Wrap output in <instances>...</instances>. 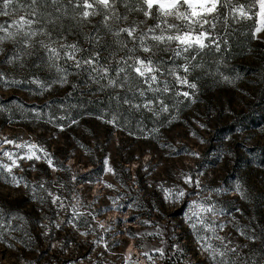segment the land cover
Here are the masks:
<instances>
[{"label":"rangeland","instance_id":"obj_1","mask_svg":"<svg viewBox=\"0 0 264 264\" xmlns=\"http://www.w3.org/2000/svg\"><path fill=\"white\" fill-rule=\"evenodd\" d=\"M241 7L246 17L233 11ZM9 11L0 25L25 16L39 34L27 49L23 34L0 44V264H166L168 254L167 264H215L207 244L235 248L228 253L235 264H259L246 196L261 189L264 211V164L250 157L264 147V22L257 0L226 2L207 17L210 24L196 26L194 34L208 33L209 46L180 56L176 42L151 36L175 34L155 29L161 19L182 31L185 24L155 9L146 17L142 0H116L115 12L127 19L107 24L112 13L99 6L85 21L76 0H18ZM133 27L136 39L115 34ZM114 34L106 64L66 55L68 45L80 49ZM41 42L59 50L55 66ZM137 58L153 62L156 82L135 72ZM29 144L40 159L26 158ZM5 152L19 165L11 173ZM178 189L186 193L181 199ZM232 194L239 196L234 203ZM193 201L217 209L205 214L214 232L192 228Z\"/></svg>","mask_w":264,"mask_h":264},{"label":"snow or ice","instance_id":"obj_2","mask_svg":"<svg viewBox=\"0 0 264 264\" xmlns=\"http://www.w3.org/2000/svg\"><path fill=\"white\" fill-rule=\"evenodd\" d=\"M18 0H0V15L7 16L10 14V9H12V6L16 4ZM38 2V0H31V4L35 5ZM230 3L231 0H142V3L146 5L147 11H144V15L146 17H152L153 16V10L155 9L161 18H167V17H175V19L180 20L182 23L185 24V27L187 30L182 31L181 28L173 23H167L166 20L161 19V23H157L155 25V29H160L161 33H165L168 30H172L175 32V34H169V35H155L153 34L151 36V39L154 41H157L159 43H170V42H176L177 47L175 49V55L180 56L183 53L188 52L189 50L199 48L204 49L208 47L209 45L205 43V40L208 39V33L206 31H200L198 34L196 33L197 29L196 26L203 27L206 24H210V20L207 19V17L211 16L215 18V15L218 13V10L220 7L225 6V3ZM115 3L116 0H76V5L80 6L83 5L84 11L82 12V19L87 20L91 16L97 15V8L99 6H102L104 10L107 12L112 13V15H105L104 20L105 24L109 20L115 19L116 21H119L121 19L126 20V16H120L118 13L115 12ZM257 3L259 4V15L261 17V21L264 22V0H257ZM184 6H187L185 10L181 11V8ZM143 10V9H141ZM233 11L239 12V15L241 17H246L248 13L244 10L243 7L239 9H234ZM33 15L35 14L33 10ZM35 23L32 19H28L25 16H21L19 20H14L11 25L8 27H5L4 25H0V31L4 33V35H0V44H2L6 40H14L16 36L23 34L24 36V47L30 48L32 46L31 40L33 37H36L39 33L36 30L32 29V25ZM162 24L165 25L162 27ZM214 27V25H212ZM9 28H15V32L9 31ZM153 28H149L148 32L155 31ZM259 31V29H257ZM126 32L129 37H132L133 39H136L134 36V33L136 32V28H120L118 32L115 34L118 36L119 33ZM141 41L143 42L144 37H140ZM41 46L44 47L49 54V60L53 62L52 66H55V60L60 59V52L57 48L51 47L50 45L43 44L41 42ZM61 48L65 47V45H61ZM67 47L71 48V52L66 53L69 59L75 58V53L79 52L80 49L77 48L75 45H68ZM219 45H217V48ZM3 49H0L2 51ZM144 52H150L151 49L149 47L143 48ZM31 54V53H27ZM98 55V54H97ZM194 59V58H193ZM10 63L12 60L9 61ZM77 67L81 66L80 62L77 61ZM86 64H93L95 63V56L87 61H84ZM190 63H186L184 65V72L187 73L190 71ZM135 72L141 76V77H149L151 82H156L157 76L154 74L158 71L157 68L153 66V62L151 60H148L145 62L143 59L137 58L136 66L134 67ZM107 69H105V72ZM121 72L124 71V69H120ZM170 72L174 73L175 69L170 70ZM3 78V73H0V79ZM177 80L180 84L187 85L188 88L195 89L196 84L190 83L189 80L186 77H179L177 76ZM164 91H167V87L163 89ZM141 95H144L143 92L140 93ZM183 95L185 97L189 96L188 92H184ZM147 107V105H145ZM165 111H167V107L164 108ZM5 143H13V141L6 140ZM25 145H17V147H24ZM30 151V155H27V159L31 160L33 158L40 159V156L36 154L35 151H32V149L36 148L35 144H29L27 145ZM41 151H43L41 149ZM5 156H8L10 160H12L11 165H4V167L8 170L9 173H11L13 167H18L17 161L15 159H12V156L10 153L5 152ZM49 154L45 151L44 156L47 157ZM49 164L51 165V160H49ZM111 171V169H109ZM186 183L192 184L193 181L191 177H187L185 180ZM196 187H200L199 181L195 182ZM111 187V185H109ZM168 192L169 197L173 194V190H165ZM219 191V190H214ZM237 191H242L241 187L237 185ZM186 195L185 191L183 189H178L175 191V198L181 199ZM168 198V197H166ZM59 199V197L54 198V202H56ZM207 213H217V209L214 206H207L204 204H198L196 201L192 202V205L190 206V214L188 215V220L191 222L193 221V218H195V222L191 224L192 228L198 229V227H203L206 230L209 231H215V228L213 225L206 223L205 221V214ZM103 227V225H101ZM222 227V226H221ZM243 234V233H242ZM201 239L198 236V240ZM216 239L223 240L222 237L217 236ZM252 239H255V237H252ZM204 247V251L209 253L210 258L215 261V264H235V261H230L228 259V253L229 252H236L235 248H228L227 245H225V249L223 251L214 249L211 244H207ZM157 251L161 252L163 255V250L157 249ZM219 257L220 259H217Z\"/></svg>","mask_w":264,"mask_h":264},{"label":"trees","instance_id":"obj_3","mask_svg":"<svg viewBox=\"0 0 264 264\" xmlns=\"http://www.w3.org/2000/svg\"><path fill=\"white\" fill-rule=\"evenodd\" d=\"M116 35H112L109 39H107V36H105L103 38V40L101 39L99 42H92L89 41L88 43H86L87 46L83 45L80 47V51L78 52L77 56H79V61L83 60V61H87L92 59L95 56V61L100 62V64H106L109 62V60L107 59V52L105 51L108 50L107 47H111L109 48L108 51H111L113 49V47L115 48V45L113 44H107V41L112 40V38L114 39V41H116L115 39ZM121 37V36H120ZM98 54V55H97ZM79 69V68H77ZM95 75V74H94ZM262 151L260 153H258V156H255L250 154V157L252 159L251 162H259L260 164H264V147L261 148ZM248 160V159H247ZM250 164V161H247ZM61 166H63L64 169H68L69 168V164H65L64 161L59 163ZM84 177V176H83ZM260 192H262L261 189H255V188H251L248 189L246 191V196L248 198H251V207L249 208V210H251L253 212L252 217L250 218V224L252 225V227L254 228V232H252V235L254 233V237L257 239H260L258 241V245L256 244V248L258 251V261L259 264L260 262L263 261V258H261V254L264 253V211L261 205L260 200L262 199L259 194ZM233 196L230 198V201H232L233 203L236 202L239 198V196L236 194V196L234 194H232ZM116 227V226H115ZM238 255H240V257H242L241 252H238ZM172 259V254H168L167 259H165V262L169 263L170 260ZM166 263V264H167ZM264 263V262H263ZM245 264V263H244Z\"/></svg>","mask_w":264,"mask_h":264}]
</instances>
